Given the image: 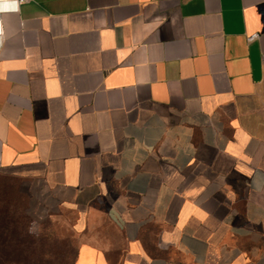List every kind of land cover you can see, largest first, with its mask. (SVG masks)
<instances>
[{"label":"crops","instance_id":"1","mask_svg":"<svg viewBox=\"0 0 264 264\" xmlns=\"http://www.w3.org/2000/svg\"><path fill=\"white\" fill-rule=\"evenodd\" d=\"M0 20V172L56 193L73 264H264V0Z\"/></svg>","mask_w":264,"mask_h":264},{"label":"rangeland","instance_id":"2","mask_svg":"<svg viewBox=\"0 0 264 264\" xmlns=\"http://www.w3.org/2000/svg\"><path fill=\"white\" fill-rule=\"evenodd\" d=\"M0 185L6 194L2 199L9 201L2 205H7L10 213L20 218L21 235L28 234L19 248L15 244L9 245L13 261L20 264H73L81 237L74 231L72 216L63 210L56 193L33 187L2 172ZM0 264H3L1 259Z\"/></svg>","mask_w":264,"mask_h":264},{"label":"trees","instance_id":"3","mask_svg":"<svg viewBox=\"0 0 264 264\" xmlns=\"http://www.w3.org/2000/svg\"><path fill=\"white\" fill-rule=\"evenodd\" d=\"M5 195L6 194L3 192L0 185V223H2L0 230V259L3 260V264H20L19 261H13L14 258L11 257L8 248L9 245L12 244H15L16 247L19 248L24 242L23 240H27L28 234H26L24 237L21 235V233H23V230L20 231V229L18 228L20 218L18 216H15V214H11L8 210L9 208L7 205H2L3 203L9 202L6 200L4 202L3 199H5Z\"/></svg>","mask_w":264,"mask_h":264},{"label":"built area","instance_id":"4","mask_svg":"<svg viewBox=\"0 0 264 264\" xmlns=\"http://www.w3.org/2000/svg\"><path fill=\"white\" fill-rule=\"evenodd\" d=\"M24 0H0V11L2 12H9V11H14V10H18L19 5L23 2ZM8 3V4H6ZM6 5H13L14 7H5ZM0 32H1V20H0ZM258 38V35H252L251 37H249V40H254Z\"/></svg>","mask_w":264,"mask_h":264},{"label":"clouds","instance_id":"5","mask_svg":"<svg viewBox=\"0 0 264 264\" xmlns=\"http://www.w3.org/2000/svg\"><path fill=\"white\" fill-rule=\"evenodd\" d=\"M5 7L7 8V7H14L13 5H5Z\"/></svg>","mask_w":264,"mask_h":264}]
</instances>
